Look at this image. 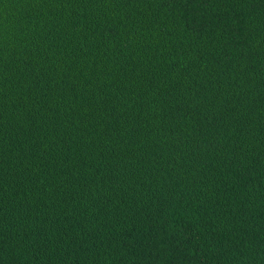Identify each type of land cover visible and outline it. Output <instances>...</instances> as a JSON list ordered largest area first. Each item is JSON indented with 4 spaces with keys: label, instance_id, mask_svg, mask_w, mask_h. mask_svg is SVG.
Returning a JSON list of instances; mask_svg holds the SVG:
<instances>
[{
    "label": "trees",
    "instance_id": "16d2710c",
    "mask_svg": "<svg viewBox=\"0 0 264 264\" xmlns=\"http://www.w3.org/2000/svg\"><path fill=\"white\" fill-rule=\"evenodd\" d=\"M0 264H264V0H0Z\"/></svg>",
    "mask_w": 264,
    "mask_h": 264
}]
</instances>
